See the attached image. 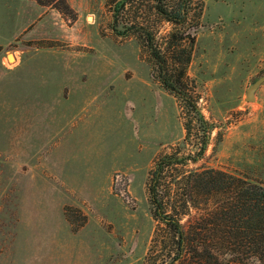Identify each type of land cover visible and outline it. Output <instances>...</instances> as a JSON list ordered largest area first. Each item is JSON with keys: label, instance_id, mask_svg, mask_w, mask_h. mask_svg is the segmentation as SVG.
Returning a JSON list of instances; mask_svg holds the SVG:
<instances>
[{"label": "rangeland", "instance_id": "374dc122", "mask_svg": "<svg viewBox=\"0 0 264 264\" xmlns=\"http://www.w3.org/2000/svg\"><path fill=\"white\" fill-rule=\"evenodd\" d=\"M4 1L0 264H146L157 226L149 172L184 140L186 100L216 126L190 167L264 183V84L247 100L264 74V0H188L182 24L158 12L159 1L129 0L119 29L146 27L166 60L140 31L113 29L119 0H34L37 19L9 14ZM179 28L196 33L182 41L185 67L176 61L186 54L168 51Z\"/></svg>", "mask_w": 264, "mask_h": 264}, {"label": "trees", "instance_id": "16d2710c", "mask_svg": "<svg viewBox=\"0 0 264 264\" xmlns=\"http://www.w3.org/2000/svg\"><path fill=\"white\" fill-rule=\"evenodd\" d=\"M156 1L158 12L175 23L182 24L190 12L188 0L175 8ZM129 2H116L113 29L118 35L140 31L150 40L155 58L165 59L146 27L132 23L119 29V16ZM66 8L70 9L67 4ZM177 30L178 35L171 34L168 51L173 58L186 54V59L176 61L185 67L190 52L182 41L189 37L194 43L196 33ZM164 82L180 93L170 77ZM186 102L192 116L185 123L184 140L158 156L149 172L148 193L157 226L146 264H264V183L221 169L190 167L203 157L216 126L195 103Z\"/></svg>", "mask_w": 264, "mask_h": 264}, {"label": "crops", "instance_id": "0c3cea01", "mask_svg": "<svg viewBox=\"0 0 264 264\" xmlns=\"http://www.w3.org/2000/svg\"><path fill=\"white\" fill-rule=\"evenodd\" d=\"M5 7L8 8L9 14L11 13V11H15L18 10L21 14L23 13H29V12H33L35 16L34 19H37V17H39L40 14V5H38V3H36V1L34 0H5ZM33 15V14H32ZM33 19H27V24L26 26H24L23 29H25L27 27V25H29L30 22H32ZM11 52L8 53V55H10ZM14 55V53H11ZM15 55H14V62H15Z\"/></svg>", "mask_w": 264, "mask_h": 264}, {"label": "water", "instance_id": "95a60500", "mask_svg": "<svg viewBox=\"0 0 264 264\" xmlns=\"http://www.w3.org/2000/svg\"><path fill=\"white\" fill-rule=\"evenodd\" d=\"M264 84V74L254 80L247 90V100L256 99L257 90Z\"/></svg>", "mask_w": 264, "mask_h": 264}, {"label": "bare ground", "instance_id": "6f19581e", "mask_svg": "<svg viewBox=\"0 0 264 264\" xmlns=\"http://www.w3.org/2000/svg\"><path fill=\"white\" fill-rule=\"evenodd\" d=\"M92 16V15H91ZM92 19V18H91ZM10 59L14 61V58L12 55H9Z\"/></svg>", "mask_w": 264, "mask_h": 264}]
</instances>
